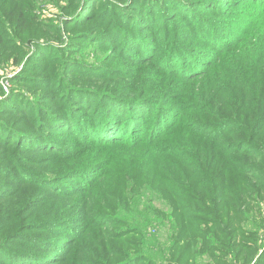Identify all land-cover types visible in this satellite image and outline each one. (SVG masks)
Masks as SVG:
<instances>
[{
  "label": "rangeland",
  "instance_id": "374dc122",
  "mask_svg": "<svg viewBox=\"0 0 264 264\" xmlns=\"http://www.w3.org/2000/svg\"><path fill=\"white\" fill-rule=\"evenodd\" d=\"M36 1L26 17L17 11H7L9 20L18 21L17 26L13 28L9 24V28H0V121L5 122L7 127L12 126L14 134H28L11 146L12 135H5L0 141V194H14L19 186L15 199L8 204L0 203V244L7 245L4 246L9 251L3 252L0 248V263L4 257L12 259L11 264H18V261L28 263L30 259L26 258H32V263L40 259L38 263L46 261L53 264L47 254L53 251L57 255L56 249L69 247L74 252L72 264L106 263L112 249L129 251L131 255L140 254L142 243L139 238L122 234L125 235L124 242L113 243L104 235L114 237L122 231L130 232L132 227L141 228V221L128 222V211L123 206L139 201L140 208H147L149 202L144 203L140 199L156 198V192L143 197V191L147 189L145 185L138 191L121 189L122 185H132L121 182L113 172L126 177V164L133 156L120 145L99 143L95 141L98 138L87 136L89 133L84 128L86 123L85 120L82 123V116L95 108L92 102L97 100L95 93L89 91L112 92L122 98H148L163 110L169 106L179 108L183 102V122L191 118L209 122L208 116L195 113L194 109L198 107L195 97L197 86H187L186 89L181 76L175 73L167 76L168 71L173 70L171 66L167 68L164 65L166 56H170L166 52L177 46L188 50L186 58H178L179 49L176 50L178 53L172 52L177 61L183 58L187 68L194 65L197 58L210 59L208 56L215 52V47L231 41L229 34L239 38L247 22H254L249 33L262 35L264 9L257 8L250 0ZM72 3H76L78 9L71 14L68 9ZM0 7L5 9L2 4ZM137 31H142L144 36L139 39ZM141 39L151 42L150 49L154 51V57L148 62L142 61L144 52L140 49L145 46L139 43ZM193 48L206 52L208 56L191 55ZM226 55L223 61L228 65L221 64L219 68L231 70L237 62V53L231 48ZM20 56L24 57L20 64H16L15 59ZM176 63L173 62L177 67ZM186 92L193 94L192 100H181ZM150 109L146 115L156 108L151 106ZM46 126H54L58 131ZM51 131L57 133L54 140H46L45 136L49 137ZM111 131L116 132L112 128L107 132ZM59 132L65 133V136ZM3 133L0 124V135ZM173 138L179 139L185 146L174 145L170 141L163 143V148L167 151L173 149L178 158H184L185 152L189 154L190 149L183 135L176 133ZM136 161L140 167L139 158ZM96 166L100 167L103 175L98 180V186L90 187L87 194L75 191L81 187L80 177L68 182L38 183L36 180V177L50 178ZM182 170L188 175L192 173V169ZM14 177L29 184H16L18 182ZM167 186L160 200L164 218L160 216L162 221L156 222L154 230L147 233L153 244L146 243L151 249L152 246H163V260L167 259V250L172 248L173 242L188 249L195 245V264H254L259 256H264V199L256 200L255 194L252 195L254 212L246 221L239 217L235 222L228 220L226 223L235 229V234L228 235L229 240L212 242L197 239L195 233L184 238L178 229L177 232L172 231L176 221L169 213L170 207L183 209L193 207L195 202H188V198L192 197L190 188L187 192L175 183ZM55 189L66 196H54ZM173 195L177 196L176 203ZM122 201L124 204L120 206ZM119 207L120 210L115 213ZM233 210H239L244 215L242 207H234ZM47 213H54L55 218L73 220L75 224L82 225L79 227L82 231L84 219L93 225H87L83 236L78 234L79 230L61 231L63 227L27 229ZM103 216L113 223L119 220L123 225L108 227V221L98 224V219ZM9 217L11 222L8 225L6 220ZM222 227L225 228L224 225ZM241 228L242 233L237 232ZM46 231L55 237L45 236ZM28 233L43 237L39 240L24 239ZM74 238L78 239L77 243L72 242ZM26 243L34 252L30 253L32 256L19 259L10 253L19 249L14 244ZM152 250L156 252L158 249ZM248 256L250 259L243 261ZM43 257L46 258L41 259ZM158 264L163 263L158 261Z\"/></svg>",
  "mask_w": 264,
  "mask_h": 264
},
{
  "label": "trees",
  "instance_id": "16d2710c",
  "mask_svg": "<svg viewBox=\"0 0 264 264\" xmlns=\"http://www.w3.org/2000/svg\"><path fill=\"white\" fill-rule=\"evenodd\" d=\"M250 1L256 4L257 8L264 9V0ZM36 2V0H0V4L5 7L4 10L0 7V28H9V24L13 28L17 26L18 21L9 20L7 11L11 13L17 11L26 17L34 8ZM77 9L78 5L72 3L68 10L72 14ZM253 23H246L245 30L241 31L242 36L240 35L239 38H234L229 34L231 41L228 44L215 47V52L210 56L206 52L193 48L194 53L191 52V55L208 56L210 59L203 60L201 58V60H198L197 58L194 65L188 68L187 64H184L183 58L177 61L179 57H188V50L177 46L174 48L175 50L171 49L166 52L170 56H166L164 65L167 68L171 66L173 70L168 71L170 73L167 76L170 77L174 73L181 76L186 89L187 86H197L195 97L198 107L194 110L198 115L208 116L209 122H203L200 118L197 121L191 118L190 121L183 122L182 110L185 108L183 102L179 108L169 106L163 110L160 105L157 106L158 104L148 98H122L112 92L89 91V93H95L97 100L92 102L95 108L88 110L82 116V123L84 120L86 123L84 128L87 133L91 134H87V136L98 138L95 141L99 143L120 145L121 148L127 150L133 156L131 161L129 160L130 163L126 164V177L121 174L120 177L116 172H113L118 179H121V182H130L132 185L130 187L122 185L121 189L138 191L146 186L147 189L143 191V197L146 194L156 192V198H152V201L150 199H140L141 202L143 200L144 203L149 202L147 208H140L139 201H132L129 202L128 206H123V209L128 211V222L141 221V228L135 226L130 228V232L122 231L120 232L121 235L118 234L114 237H108L103 233L113 243L124 242L123 237L125 235L122 234L139 238L142 243L140 254L131 255L129 251L122 252L112 249L107 256V262L102 264H158V261L163 264H195L193 250L195 245L193 244L188 249L186 246H176L173 242L172 248L167 250L166 260H163L165 258L163 246H152V249H158L156 252L146 246L147 241L153 244L148 239L150 236L147 233L154 230L157 226L156 222L160 223L162 221L160 216L164 218L165 213L161 210L160 202L162 200L161 193L168 189L167 185L170 183H175L183 191L188 192L190 188L192 197L188 198V202H195L193 207L187 206L183 209H172L170 207L169 213L176 221L172 231L177 232L176 229H178L182 232L184 238H188L195 233L196 238L199 240L205 239L212 242L221 239L224 241L229 240L228 235L235 234V229H232L231 225L226 222L228 220L235 222L238 217L246 221L248 216L254 212L253 199H264V30L262 35H256L254 32L249 33V29L253 28ZM134 30L136 31V29ZM137 33L140 34V36H137L139 39L144 36L142 31L141 33L137 31ZM139 43L145 46L140 49L144 52L142 61H150L154 57V51L152 52L150 49L151 42L147 39H141ZM1 45L2 42L0 41ZM231 48L237 53V62L232 65L231 70L219 68L221 64L228 65L223 60L227 58L226 51ZM178 49L181 51L180 53L176 51ZM154 50H156V47H154ZM173 51L178 53V58L172 53ZM23 57L16 58V64H20ZM173 62L174 64L178 62L176 63L177 67ZM176 69L177 71L174 72ZM192 96L193 94L186 92L181 100H192ZM151 106L156 109L151 114L146 115L151 110ZM176 116L178 117L173 119ZM0 124H2L5 132L0 135V141L1 138L6 137L5 135H12L11 140L13 141L10 146L14 145L18 139L28 135L21 132H16L15 135L12 126H5L6 123L3 121H0ZM46 127H53L54 130L58 131V128H54V126ZM109 128L116 130V132L111 131L108 133ZM97 133L99 134L96 135ZM176 133L183 135L185 143L190 149L189 154L185 152L184 158L183 156L178 158L173 149L167 151L163 148V143H170V141L174 145L185 146L179 139L173 138ZM49 134V137L45 136L46 140L50 138L54 140L57 133L51 131ZM61 135L65 136V133H61ZM137 158L140 160V167L137 164ZM99 168L98 166L82 168L50 178L36 177V180L38 183L62 180L68 182L80 177L81 187L75 191L80 194H87L90 187L98 186V180L103 175ZM183 168L192 169L191 175L186 174L182 170ZM15 178L13 179L15 180ZM17 182L16 184L21 186L29 184L21 182L19 179H17ZM0 187L2 186L0 185ZM55 190L54 196H66L61 191ZM18 191L10 195L0 194V203H10L18 195ZM254 194L253 198L252 195ZM176 197V195H173L175 203ZM123 204L122 201L120 206ZM234 207L244 208V215L239 210H233ZM119 210L120 207L115 213H118ZM111 211H113V208ZM180 215L182 217L178 219ZM98 221V224L108 221L106 223L108 227L123 225L119 220L113 223L111 219L104 216L99 218ZM10 222L9 217L6 223L9 225ZM32 225L27 229L36 230L42 226L48 229L63 227L61 231L69 232L72 229L71 232H73L79 230L78 234L83 236L87 225H93V223L84 219L82 231V228H79L82 225L75 224L73 220L55 218L54 213H47L41 217L39 222H34ZM223 225L225 228L222 227ZM143 229L146 231L144 234ZM241 231H243L242 228L237 232L242 233ZM45 236L52 237L51 239L55 237L53 234L50 235L49 232ZM28 237L32 240H39L43 236L28 233L24 239ZM77 241V238L72 240L73 243H77ZM4 245L0 244V248L3 252L9 253L5 248V246H8ZM126 245L131 246L128 243ZM14 246L19 249L10 253L15 257H19V259L22 257L25 259V257L32 256L30 253H34L30 250L29 244H14ZM34 250L36 249L34 248ZM55 251L58 252V256H63L55 259L54 256L57 255L53 251L47 254L48 260H52L53 264L73 263L74 252L70 247L59 248ZM150 257L156 260H152ZM44 258L46 257L41 259ZM26 259H30L28 263L18 261V264H47L46 261L38 263L40 259L38 261L34 260L33 263L32 258ZM249 259L250 256L244 258L243 261ZM2 261L0 264H11L12 259L3 257ZM254 264H264V256H259Z\"/></svg>",
  "mask_w": 264,
  "mask_h": 264
}]
</instances>
